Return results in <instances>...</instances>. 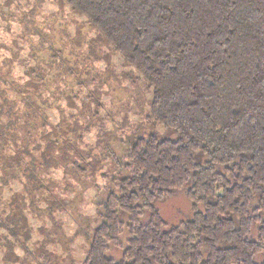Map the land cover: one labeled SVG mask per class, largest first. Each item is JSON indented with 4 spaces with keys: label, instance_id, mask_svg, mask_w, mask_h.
<instances>
[{
    "label": "trees",
    "instance_id": "1",
    "mask_svg": "<svg viewBox=\"0 0 264 264\" xmlns=\"http://www.w3.org/2000/svg\"><path fill=\"white\" fill-rule=\"evenodd\" d=\"M66 1L153 89L151 122L177 132L129 139L127 175L85 234L83 264H264V0ZM31 108L0 91V187L18 179L41 189V168L55 163L53 141L40 162L30 155L29 126L43 123ZM187 184L192 217L163 231L154 203ZM124 225L128 245L115 262L107 251Z\"/></svg>",
    "mask_w": 264,
    "mask_h": 264
},
{
    "label": "rangeland",
    "instance_id": "2",
    "mask_svg": "<svg viewBox=\"0 0 264 264\" xmlns=\"http://www.w3.org/2000/svg\"><path fill=\"white\" fill-rule=\"evenodd\" d=\"M0 91L15 109L24 112L28 102L33 118L42 117L38 128L29 126L36 161L55 142V163L39 172L41 189L18 179L0 187V264H83L85 234L102 223L113 180L127 175L129 139L152 132L176 139L177 132L151 122L153 89L66 0L0 3ZM187 188L154 203L163 231L192 217ZM140 211L145 225L149 212ZM120 219L127 223V215ZM128 239L124 225L108 257L124 259Z\"/></svg>",
    "mask_w": 264,
    "mask_h": 264
},
{
    "label": "clouds",
    "instance_id": "3",
    "mask_svg": "<svg viewBox=\"0 0 264 264\" xmlns=\"http://www.w3.org/2000/svg\"><path fill=\"white\" fill-rule=\"evenodd\" d=\"M0 3H3V0H0ZM26 11V9H24Z\"/></svg>",
    "mask_w": 264,
    "mask_h": 264
}]
</instances>
